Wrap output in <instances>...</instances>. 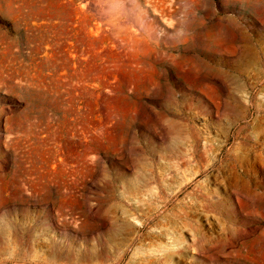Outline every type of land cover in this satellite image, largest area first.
Returning <instances> with one entry per match:
<instances>
[{"label": "rangeland", "instance_id": "obj_1", "mask_svg": "<svg viewBox=\"0 0 264 264\" xmlns=\"http://www.w3.org/2000/svg\"><path fill=\"white\" fill-rule=\"evenodd\" d=\"M0 264H264V0H0Z\"/></svg>", "mask_w": 264, "mask_h": 264}]
</instances>
